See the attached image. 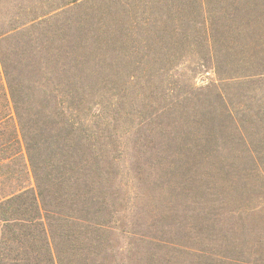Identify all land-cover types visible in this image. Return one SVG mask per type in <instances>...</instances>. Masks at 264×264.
<instances>
[{
  "label": "trees",
  "instance_id": "1",
  "mask_svg": "<svg viewBox=\"0 0 264 264\" xmlns=\"http://www.w3.org/2000/svg\"><path fill=\"white\" fill-rule=\"evenodd\" d=\"M210 3L0 0V264H91L96 259L98 226L113 225V213L103 206L114 195L121 153L115 154L109 139L120 138L116 130L128 113L137 114L126 109L135 100L128 91L101 95L102 64L120 53L127 57L122 66L131 71L128 76L133 74L129 65L135 71L159 67L157 59L148 61L156 27L181 32L180 58L186 45L196 44L215 55L214 30L218 23L226 25L220 20L225 8L212 9ZM84 4L92 7L81 13ZM141 7L149 16L137 19L133 10ZM98 22L103 33L95 27ZM166 55L167 62L176 56ZM128 82L135 92L160 90L165 97L159 106L149 102L154 107L128 136L137 155L163 154L164 143L182 139L193 145L188 150L207 156L206 143L216 127L212 112L221 114L206 102L215 80L191 90L134 76ZM122 106L125 115L119 113ZM109 109L112 116L104 117ZM226 115L234 123L232 113ZM129 153L130 146H123L122 154ZM198 257L201 263L204 257Z\"/></svg>",
  "mask_w": 264,
  "mask_h": 264
},
{
  "label": "rangeland",
  "instance_id": "2",
  "mask_svg": "<svg viewBox=\"0 0 264 264\" xmlns=\"http://www.w3.org/2000/svg\"><path fill=\"white\" fill-rule=\"evenodd\" d=\"M210 5L225 8L220 20L226 25L218 23L214 30L215 55L208 56L196 44L186 45L180 58L181 44L176 42H181V32L156 27V52L148 61L157 59L159 67L135 71L129 65L133 74L128 76L131 71L122 66L127 57L120 53L102 64L101 95L128 91L135 100L126 109L137 114L122 106L119 113L130 117L118 125L120 138L109 139L115 154L121 152L116 189L103 206L107 214L113 213V225L98 226L100 254L91 264H214L210 258L221 264L231 259L264 264V0H211ZM90 7L79 9L82 13ZM143 9L133 10L135 18L149 16ZM95 27L103 33L99 22ZM87 33L93 40V33ZM238 40L243 41L240 47ZM132 52L130 59L135 57ZM166 52L176 56L167 62ZM132 76L184 90L215 80L206 102L221 114L212 112L216 127L206 143L207 156L188 150L193 145L182 139L164 143L163 154L145 158L135 153L134 141L128 139L134 124L149 115L154 107L150 101L159 106L165 97L160 90L135 92L128 82ZM227 110L242 127L230 122ZM127 145L129 156L122 154ZM197 255L204 257L201 263Z\"/></svg>",
  "mask_w": 264,
  "mask_h": 264
}]
</instances>
